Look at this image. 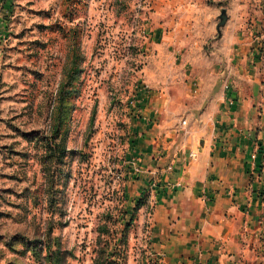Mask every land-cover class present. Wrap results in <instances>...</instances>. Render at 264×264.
Listing matches in <instances>:
<instances>
[{"label": "rangeland", "instance_id": "rangeland-1", "mask_svg": "<svg viewBox=\"0 0 264 264\" xmlns=\"http://www.w3.org/2000/svg\"><path fill=\"white\" fill-rule=\"evenodd\" d=\"M0 264H264V0H0Z\"/></svg>", "mask_w": 264, "mask_h": 264}, {"label": "crops", "instance_id": "crops-1", "mask_svg": "<svg viewBox=\"0 0 264 264\" xmlns=\"http://www.w3.org/2000/svg\"><path fill=\"white\" fill-rule=\"evenodd\" d=\"M217 154L218 152H211L205 149L204 151H200L198 153L197 160L191 162L190 164L185 163L183 160H177L173 172L168 173L167 175L169 177V184L173 186L172 188H174L175 190L177 188L179 189L177 193H175L172 192V189L169 188L167 189L168 193H170L169 196H163L161 198L160 203L157 206V212L155 215L157 227H163L165 225H168L169 223H173L174 220L178 222V224L187 223L184 218L188 213V194L191 195L194 189L197 190V188L199 187L204 189L208 194L211 190L219 188L216 176H218L217 172L219 171L218 165L220 164V159L218 158ZM220 199L221 198L219 197V200ZM219 204H221L223 208H227L229 205L226 204H229V201L222 200ZM179 216L182 218L181 221L183 223L177 220ZM208 217L209 220L206 222L209 226H218L217 222L214 225V218L212 217V215ZM199 220V224H201L203 221L202 218ZM220 225L224 224H222L221 222ZM195 226L196 223L195 225H191L190 227L188 226L186 228L182 226V228L188 232H191L194 230Z\"/></svg>", "mask_w": 264, "mask_h": 264}, {"label": "built area", "instance_id": "built-area-1", "mask_svg": "<svg viewBox=\"0 0 264 264\" xmlns=\"http://www.w3.org/2000/svg\"><path fill=\"white\" fill-rule=\"evenodd\" d=\"M190 158L191 159H196L197 158V154L196 153H191L190 154Z\"/></svg>", "mask_w": 264, "mask_h": 264}, {"label": "trees", "instance_id": "trees-1", "mask_svg": "<svg viewBox=\"0 0 264 264\" xmlns=\"http://www.w3.org/2000/svg\"><path fill=\"white\" fill-rule=\"evenodd\" d=\"M225 15H223L222 17H224ZM224 23L221 22V25H223ZM109 259V258H108Z\"/></svg>", "mask_w": 264, "mask_h": 264}]
</instances>
